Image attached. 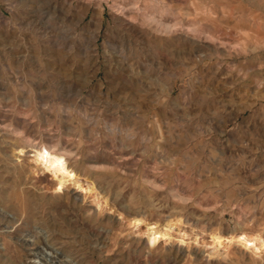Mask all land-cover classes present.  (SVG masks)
<instances>
[{"label":"rangeland","instance_id":"1","mask_svg":"<svg viewBox=\"0 0 264 264\" xmlns=\"http://www.w3.org/2000/svg\"><path fill=\"white\" fill-rule=\"evenodd\" d=\"M215 234L264 240V0H0V264H264Z\"/></svg>","mask_w":264,"mask_h":264},{"label":"bare ground","instance_id":"2","mask_svg":"<svg viewBox=\"0 0 264 264\" xmlns=\"http://www.w3.org/2000/svg\"><path fill=\"white\" fill-rule=\"evenodd\" d=\"M36 156L38 157V158H36V160H37V162L41 166H43L45 168L57 167L58 169H60V166L59 165L61 163V161L59 159L62 158V157H64L63 155H59L58 156L56 154V152H49L47 150H43L41 153H36ZM179 221L182 222L180 219L177 218L175 220H172V221L168 222L165 225V229H164L165 233L168 234V231H167L168 228H172V227L178 225V222ZM148 232H149L148 234H149V236H150L151 239H155V240L158 239V237L156 236L157 233L156 234L154 233V228L149 229ZM156 232H158V231H156ZM246 237L247 236H244V237H242L240 239H236V237L231 236V237L226 238L225 240H223L221 236L215 234V235L212 236L213 246H214L213 247V253H216L218 251V249L221 247L220 245H222L223 243L224 244L225 243L228 244V246L229 245L231 246V245H234V244H240V245L244 246L245 249L250 250L251 252H254V250H255L254 248L255 247H258V248L263 247L264 240L260 236L257 235L255 237H250V239L248 237L249 243L248 242H245L246 241ZM259 242H260L261 245L258 244Z\"/></svg>","mask_w":264,"mask_h":264}]
</instances>
